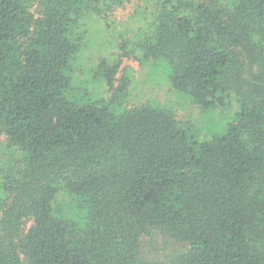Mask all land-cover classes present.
<instances>
[{"label":"trees","instance_id":"16d2710c","mask_svg":"<svg viewBox=\"0 0 264 264\" xmlns=\"http://www.w3.org/2000/svg\"><path fill=\"white\" fill-rule=\"evenodd\" d=\"M126 1L0 0V264H264V0H145L133 49L201 109L238 105L205 139L125 104L129 77L75 87L86 19ZM155 237L178 248L143 253Z\"/></svg>","mask_w":264,"mask_h":264},{"label":"rangeland","instance_id":"374dc122","mask_svg":"<svg viewBox=\"0 0 264 264\" xmlns=\"http://www.w3.org/2000/svg\"><path fill=\"white\" fill-rule=\"evenodd\" d=\"M36 10V4H33L31 11L37 14ZM149 10L150 6L145 0H128L107 15H91L86 19L87 48H83V52L90 60L78 61V66H75V87L82 81L81 91L83 94L89 93L90 99H93L92 92L98 97H108L111 89L116 88L122 79L129 77V95L126 96L125 104L133 105L144 101L165 104L174 111L189 132L199 139L220 133L237 112L238 105L234 99L235 104L229 98L231 102L223 107L203 110L187 95L170 87L165 61L145 58L142 52L133 49L136 29L151 20ZM100 64H118L111 88L95 73ZM5 140V136H1L3 145L0 147V168L5 162ZM177 248L176 244L160 237L144 238L141 242V251L149 255L165 254Z\"/></svg>","mask_w":264,"mask_h":264}]
</instances>
